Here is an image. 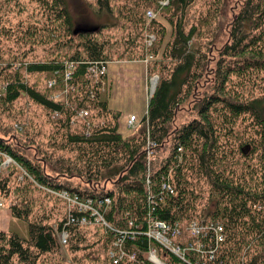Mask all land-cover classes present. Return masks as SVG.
I'll list each match as a JSON object with an SVG mask.
<instances>
[{
	"label": "trees",
	"instance_id": "trees-1",
	"mask_svg": "<svg viewBox=\"0 0 264 264\" xmlns=\"http://www.w3.org/2000/svg\"><path fill=\"white\" fill-rule=\"evenodd\" d=\"M46 1L49 18L59 23L47 26L46 30L51 34L49 42L63 25L67 34L64 38H53L66 50L45 60L29 58L32 45L29 51L23 49L9 58L10 30L0 15V111H9L10 104L26 96L51 113L56 125L46 148L37 140L40 130L32 128L34 135L28 136L26 121L12 122L6 125L8 128H3L0 148L16 158L31 178L19 181L18 172L11 168L0 181V194L10 198L12 214L25 219L32 213L28 196L32 190L65 203L67 201L57 193H76L83 199H93L95 205L98 199L109 197L110 205H103L101 211L111 227L94 221L81 224V212L71 209L56 227L42 220L30 221L28 239L0 231V264H36L39 256L62 244L59 236L63 232L68 234L65 245L78 250L85 241L84 229L90 225L107 231L102 239L106 256H102L98 264H114L110 252L116 249L120 231L125 233L124 250L135 256H126L118 264H155L146 256L152 244L144 234L150 211L181 227L185 222L200 220L206 227L202 237L211 239L199 253L201 264H264V167L260 175H255L261 184V189L257 190L245 185V174L234 176L235 167L229 163L235 154L231 143L235 140L234 118L249 114L264 140V95L234 100L227 94L232 73L264 69V49H255L264 38L262 1H244L233 22L231 42L221 51L222 58L229 57L230 60L219 61L214 90L199 104V116L176 129L170 127L175 111L188 97L194 83L203 76L206 67L204 57L198 58L191 44L196 28L192 26L187 31L182 19H178L174 37L161 55L149 48L145 62L148 66L150 63L160 66L159 80L147 112L140 120L139 130L131 135L122 133V113L110 107L109 88L94 73L95 68L108 67L112 61L103 43L93 37L111 24H103L99 32L77 29L66 0ZM171 1L184 14L194 0ZM97 5L98 12L112 14L110 0H98ZM2 9L0 0V13ZM40 34V28L34 25L27 29L24 37L39 41ZM24 37L17 38L16 42L22 44ZM77 38L81 41L74 45ZM246 52L251 55L247 56ZM68 71L71 78L66 80ZM164 71H168V75L164 76ZM31 74L46 75L57 84L50 88L47 82L41 89L37 83L27 81V75ZM66 84L74 90L62 92ZM60 91L62 99H55L54 94ZM83 109L89 110L88 117H80ZM2 126L0 119V129ZM59 147L76 151V157H54ZM239 147L244 157L252 148L253 151L258 148L245 142ZM32 148L35 150L33 155L27 152ZM164 149L168 152L161 155ZM49 169L56 174L50 173ZM163 177L170 179L174 194L162 192ZM193 177L205 179L212 191L205 214L197 211L196 202L201 194L193 186ZM150 199L154 200L153 204ZM71 215L74 221L70 220ZM216 221L224 227L220 242H216L213 228ZM169 254L166 252L164 258L160 252L165 264L168 260L172 264L178 261L189 264Z\"/></svg>",
	"mask_w": 264,
	"mask_h": 264
},
{
	"label": "rangeland",
	"instance_id": "rangeland-1",
	"mask_svg": "<svg viewBox=\"0 0 264 264\" xmlns=\"http://www.w3.org/2000/svg\"><path fill=\"white\" fill-rule=\"evenodd\" d=\"M66 1L77 29L99 32L98 30L103 24H111V26L102 28L101 32L93 37L103 43L105 52L112 59L108 64L105 81L106 88H109L107 90L109 105L122 113V133L131 135L139 130L140 120L147 112L154 78L158 77L159 80L160 66L155 63H150L148 66L145 62L149 48L152 47L153 51L161 55L166 45L174 37V25L178 19H182L187 31L192 26L196 28V34L191 44L196 56L198 58L204 57L206 67L203 76L197 80V83H194L188 97L180 103L175 111V117L170 127L176 129L199 116V104L207 94L214 90L219 61L222 59L230 60L229 57L222 58L221 51L227 43L231 42L230 35L233 22L240 13L245 0H194L184 14L175 4H172L171 0V3L169 0H110L112 14H108L106 11L98 12V0ZM261 1L262 9H264V0ZM1 6L3 9L0 15L10 30V38L7 44L9 58L23 49L29 51L31 45L33 50L28 56L34 59L45 60L66 50L65 47L59 46L53 40V38L66 37L67 31L64 25L58 30L56 36H52V40L49 42L51 34L47 32V26L59 25V23L58 21L52 22L49 18L46 0H1ZM148 10H152L154 15H147ZM34 25L41 30L39 41L37 38L24 37L27 29L34 27ZM21 36L24 37L22 39L24 42L19 44L16 41ZM151 36L156 37L153 45L149 43ZM80 41L81 39L77 38L73 43L76 45ZM260 48L264 49V38L256 44L255 49L260 51ZM250 50L257 55L253 49ZM246 55L249 56L251 53L246 52ZM242 56L239 55L238 57ZM167 73L168 71H164V76L168 75ZM22 76L24 77V73ZM26 79L30 84L37 83L41 89L47 85L49 80L46 75L41 74L27 75ZM227 94L232 96L234 100H245L264 95V69L253 68L248 72L247 70H238V72L232 73L228 81ZM8 107L9 111H0V119L3 125L0 129V135L4 133L3 128H8L6 125H10L12 122L26 121L29 125L28 136L34 135L32 128L40 130L37 140L46 148L48 137L56 126L53 123V115L26 96H21ZM132 114L136 115L139 121H137L135 128H129L127 124L128 117ZM251 119L252 117L245 113L234 118L235 140L231 143L235 149V154L229 163L235 167L234 176L241 177L242 174H245V185L258 190L261 189V184H258V177L255 175L257 173L260 175L261 168L264 167V146H262L264 140ZM241 142L253 144L256 148L258 146L257 151H253L252 148L250 153L244 157L240 153ZM35 146L36 144H34ZM34 151L33 148L27 150L31 155L34 154ZM167 152L168 149H164L161 155H165ZM76 155V151H71L66 147H59L54 152V157L75 158ZM49 171L52 173L50 169ZM52 174L55 175L56 173ZM75 181L78 180L75 179ZM192 181L193 186L201 194L196 202L197 211L199 214H205L204 211H207L212 195L210 185L205 179L197 177H193ZM28 196L31 199L32 207L30 218L14 216L11 208L7 206L0 208V231L15 233L24 239H28L30 221L42 220L44 223L56 227L69 209V204L55 200L38 190L29 191ZM253 207L255 208V206ZM199 221V219H194L191 222H185L183 228L181 227V233L170 236V241L167 244L153 241L151 248L155 249L156 255L162 260L160 252L164 258L167 257L166 252L179 258L180 256L175 251H178V245H183L182 252L185 259L181 258L182 261L189 264H199L196 262L199 261V253L205 243L211 240L210 238H203L202 233L195 235L192 231L193 223L202 225ZM215 223L219 224L217 221ZM85 229V241L80 249L76 250L69 245L61 244L54 251L39 256L36 264H98V260L102 256H106L107 251L102 248V239L107 231L94 225ZM203 229L205 230L206 227ZM150 252L151 249L146 256L155 263L151 259ZM164 261L166 262V260ZM167 264L172 263L168 260ZM176 264L184 263L178 261Z\"/></svg>",
	"mask_w": 264,
	"mask_h": 264
},
{
	"label": "built area",
	"instance_id": "built-area-1",
	"mask_svg": "<svg viewBox=\"0 0 264 264\" xmlns=\"http://www.w3.org/2000/svg\"><path fill=\"white\" fill-rule=\"evenodd\" d=\"M147 15L153 16L154 13L152 10H148ZM154 40H155V36H151L149 39V43L152 45ZM94 73L97 78L101 79L103 83H105L106 81L105 75L107 73V67L105 65L95 68ZM70 74H71L70 71L66 73V80H69L71 78ZM56 84L57 83L55 79L48 80V87L54 88ZM70 89L74 90V87H70L68 86V84H66L62 92L66 93ZM62 92L61 91L56 92L54 94V98L62 99ZM89 114L90 112L88 109H83L80 112V117H88ZM137 121L138 119L136 115H133V114L129 115L128 120H127L128 127L135 128L137 125ZM120 123L122 127V119L120 120ZM16 127L20 128L18 125H16ZM179 150H181V148ZM11 168H15L16 171L18 172L19 181H21L25 177L31 178L29 173L24 169L23 165L16 158H14L6 150H2L0 148V181L2 180V177L6 175L7 172ZM148 182L149 183L151 182L149 178H148ZM161 189H162V192L166 194L175 193V189L169 178H165V177L162 178ZM57 194H59L61 197H63L67 201V203L69 204V209L78 210L79 212H81V215L79 218L81 224H88L94 221L96 223H102L106 226H109V224L105 221V217L101 211V207L103 205L106 207L110 205L111 199L109 197L98 199L96 201L97 205H95L94 204L95 201L93 199L91 198L83 199L76 193L70 194L67 191H63ZM150 201L152 204L154 203L153 199H150ZM10 205H11L10 198H7L3 194H0V208H3L5 206L10 207ZM149 216L150 217L148 220V227L146 231H144V234L152 242L154 241V242H159L162 244H167L170 241V236H175L181 233L182 231L179 223L172 225L168 223L167 221L160 219L157 216H154L152 211L149 212ZM70 220L74 221V218H72V215L70 216ZM131 225H132V222H131ZM191 228L195 235L201 234L204 231L203 226L200 224L198 225L197 223H193ZM213 228H214V231L216 232V242L222 241L223 240L222 232L224 230L223 225L220 223L219 224L213 223ZM120 233H121V237H119L117 241L115 242L116 249H113L110 252V257L113 260L114 264L120 263L123 260V258L126 256L127 257L130 256L131 258H134L135 256V254H130L126 250H124L123 238H124L125 233L123 231H120ZM60 240L62 244H66L68 241V234L66 232H63L60 235ZM177 248L179 252L178 251H175V252L178 254V256H180L179 258L185 259V257L183 256V252H182L183 245H178ZM150 249H151V252H150L151 259L152 260L158 259L159 257L156 255L155 249L153 248H150ZM196 262L201 264L199 261H196Z\"/></svg>",
	"mask_w": 264,
	"mask_h": 264
},
{
	"label": "water",
	"instance_id": "water-1",
	"mask_svg": "<svg viewBox=\"0 0 264 264\" xmlns=\"http://www.w3.org/2000/svg\"><path fill=\"white\" fill-rule=\"evenodd\" d=\"M157 83H158V77H155L154 80H153V85H152V88H151V94L153 95L156 91V87H157Z\"/></svg>",
	"mask_w": 264,
	"mask_h": 264
},
{
	"label": "bare ground",
	"instance_id": "bare-ground-1",
	"mask_svg": "<svg viewBox=\"0 0 264 264\" xmlns=\"http://www.w3.org/2000/svg\"><path fill=\"white\" fill-rule=\"evenodd\" d=\"M157 264H165L161 259H153Z\"/></svg>",
	"mask_w": 264,
	"mask_h": 264
}]
</instances>
